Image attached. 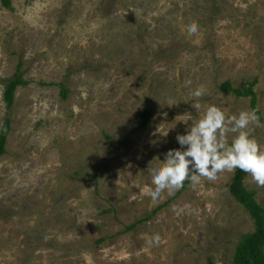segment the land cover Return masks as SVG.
I'll use <instances>...</instances> for the list:
<instances>
[{"label":"rangeland","instance_id":"obj_1","mask_svg":"<svg viewBox=\"0 0 264 264\" xmlns=\"http://www.w3.org/2000/svg\"><path fill=\"white\" fill-rule=\"evenodd\" d=\"M18 65L27 84L7 110L3 83ZM253 79L264 125V0H0V128L5 118L11 128L0 264H231L253 230L228 192L233 173L156 200L145 189L155 158L179 149L176 135L208 105L250 109L219 86ZM200 84L208 95L195 99ZM144 110L149 126L130 134ZM253 135L264 146V127ZM245 186L264 208V188L248 175ZM153 233L161 241L149 246Z\"/></svg>","mask_w":264,"mask_h":264},{"label":"clouds","instance_id":"obj_2","mask_svg":"<svg viewBox=\"0 0 264 264\" xmlns=\"http://www.w3.org/2000/svg\"><path fill=\"white\" fill-rule=\"evenodd\" d=\"M186 28L193 35L199 25L193 21ZM188 85H191L190 80L185 82V86ZM206 95L208 89L203 84L191 93L195 99ZM175 104L172 100L168 102L169 106ZM193 107L199 110L201 105L197 103ZM257 111L241 110L229 116L215 104L208 105L186 134L176 135L181 147L169 149L162 162L155 158L158 166L148 169L154 187H147L145 193L156 200L165 191L172 194L179 190L186 180L193 185L202 180L215 181L220 173H234L237 169L250 176L257 187L264 188V146L253 135L255 128L264 127ZM160 241L159 233H153L147 243L153 246Z\"/></svg>","mask_w":264,"mask_h":264},{"label":"trees","instance_id":"obj_3","mask_svg":"<svg viewBox=\"0 0 264 264\" xmlns=\"http://www.w3.org/2000/svg\"><path fill=\"white\" fill-rule=\"evenodd\" d=\"M3 2L6 7H9V0H3ZM26 84L27 82L24 80L20 66L18 65L13 75L7 78L3 83V102L7 110H9L14 103L17 88L25 86ZM256 84L257 80L253 79L245 83L243 87L235 88L230 82L225 81L219 86V89L224 94H230L237 98H248L250 109H257L256 93L254 92ZM59 86L61 96L66 98L67 90L61 85ZM257 114H259V111H257ZM151 118V112L149 110H144L138 117V125L131 130L130 134H137L144 131L149 126ZM10 132V121L8 118H5L0 128V157L6 152L5 147ZM104 137L107 140H111V138L107 136ZM246 177V173L239 169L235 170L228 187L230 196L246 211L253 224V230L243 234L237 242L232 255L231 264H264V208L257 202L255 192L249 190L245 186ZM189 182L190 181L186 180L183 187L178 190V193L182 191ZM169 201L170 200L157 206L149 215L126 226L124 231H131L141 223L150 220L151 217L157 211L161 210L164 205H167Z\"/></svg>","mask_w":264,"mask_h":264}]
</instances>
